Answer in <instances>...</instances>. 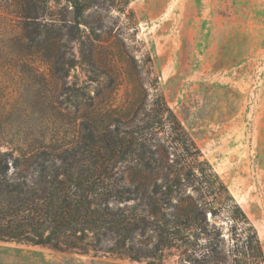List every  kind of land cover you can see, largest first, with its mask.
Instances as JSON below:
<instances>
[{
	"label": "rangeland",
	"instance_id": "1",
	"mask_svg": "<svg viewBox=\"0 0 264 264\" xmlns=\"http://www.w3.org/2000/svg\"><path fill=\"white\" fill-rule=\"evenodd\" d=\"M79 1L76 19L65 0H0V153L11 157L9 175L33 171L31 161L14 168L15 158L56 155L90 135L109 145L163 99L264 251V0ZM150 143L174 164L168 131ZM124 157L96 168L109 183H130ZM208 219L229 246L226 217ZM137 240L151 248L155 237ZM0 264L146 262L0 242ZM164 264H180L177 254Z\"/></svg>",
	"mask_w": 264,
	"mask_h": 264
},
{
	"label": "trees",
	"instance_id": "2",
	"mask_svg": "<svg viewBox=\"0 0 264 264\" xmlns=\"http://www.w3.org/2000/svg\"><path fill=\"white\" fill-rule=\"evenodd\" d=\"M65 1L81 17V2ZM152 113L130 131L118 130L104 147L90 135L56 155L41 151L30 160L13 159L16 169L31 161L29 177L9 175L11 157L0 153V242L146 264H164L175 253L180 264H264L256 228L176 115L163 99ZM159 128L179 151L174 164L150 148ZM122 155L132 164V179L109 183L107 169L96 167ZM208 214L226 217L229 246ZM147 231L155 237L151 248L137 240Z\"/></svg>",
	"mask_w": 264,
	"mask_h": 264
}]
</instances>
